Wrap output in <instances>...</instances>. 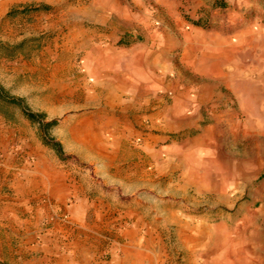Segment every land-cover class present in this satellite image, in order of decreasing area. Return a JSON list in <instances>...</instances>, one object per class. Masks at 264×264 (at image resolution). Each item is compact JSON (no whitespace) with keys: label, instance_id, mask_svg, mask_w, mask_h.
I'll return each mask as SVG.
<instances>
[{"label":"rangeland","instance_id":"obj_1","mask_svg":"<svg viewBox=\"0 0 264 264\" xmlns=\"http://www.w3.org/2000/svg\"><path fill=\"white\" fill-rule=\"evenodd\" d=\"M0 95L57 122L0 101L1 148L89 184L82 223L73 197L43 220L65 247L264 264V0H0Z\"/></svg>","mask_w":264,"mask_h":264},{"label":"crops","instance_id":"obj_2","mask_svg":"<svg viewBox=\"0 0 264 264\" xmlns=\"http://www.w3.org/2000/svg\"><path fill=\"white\" fill-rule=\"evenodd\" d=\"M1 144L0 264H98L99 251L91 248L88 235L76 233L65 247L60 230L43 226L44 218L68 197L74 200L72 219L82 223L88 215L89 184L74 183L68 165L53 159L41 144L34 147L32 164Z\"/></svg>","mask_w":264,"mask_h":264},{"label":"trees","instance_id":"obj_3","mask_svg":"<svg viewBox=\"0 0 264 264\" xmlns=\"http://www.w3.org/2000/svg\"><path fill=\"white\" fill-rule=\"evenodd\" d=\"M0 101L11 106L14 108H18L21 110L23 118L28 121L31 125H39L42 132L47 133L50 129L54 128L56 126V121L52 120L50 122L42 123V119L44 118L43 114H35L29 111L27 108L22 106L23 100L20 98H3L0 95ZM47 147H49L51 150L55 151L57 156L61 159L63 158L61 146L59 143L50 141L47 143H44Z\"/></svg>","mask_w":264,"mask_h":264},{"label":"bare ground","instance_id":"obj_4","mask_svg":"<svg viewBox=\"0 0 264 264\" xmlns=\"http://www.w3.org/2000/svg\"><path fill=\"white\" fill-rule=\"evenodd\" d=\"M263 255V254H262Z\"/></svg>","mask_w":264,"mask_h":264}]
</instances>
